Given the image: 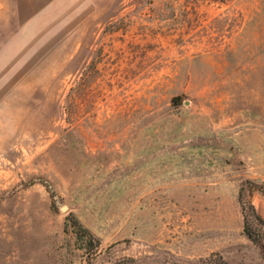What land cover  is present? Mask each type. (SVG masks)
<instances>
[{
    "label": "rangeland",
    "instance_id": "1",
    "mask_svg": "<svg viewBox=\"0 0 264 264\" xmlns=\"http://www.w3.org/2000/svg\"><path fill=\"white\" fill-rule=\"evenodd\" d=\"M250 204L264 0H0V264H264Z\"/></svg>",
    "mask_w": 264,
    "mask_h": 264
},
{
    "label": "trees",
    "instance_id": "2",
    "mask_svg": "<svg viewBox=\"0 0 264 264\" xmlns=\"http://www.w3.org/2000/svg\"><path fill=\"white\" fill-rule=\"evenodd\" d=\"M243 210V231L249 239L254 243L264 244V219L256 212L254 206L250 204L247 207L242 205ZM70 226L73 232L76 234L77 240H83L88 238L89 244L94 246L92 249L96 250L99 246V242L96 241L93 245L92 239L93 235L86 228L77 217L71 215L69 217ZM83 246V244H81ZM207 264H247V263H229L224 260L221 256L217 259H212L211 256L207 259Z\"/></svg>",
    "mask_w": 264,
    "mask_h": 264
},
{
    "label": "water",
    "instance_id": "3",
    "mask_svg": "<svg viewBox=\"0 0 264 264\" xmlns=\"http://www.w3.org/2000/svg\"><path fill=\"white\" fill-rule=\"evenodd\" d=\"M62 209H66V206H65V205H63V206H62Z\"/></svg>",
    "mask_w": 264,
    "mask_h": 264
}]
</instances>
